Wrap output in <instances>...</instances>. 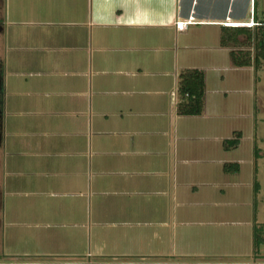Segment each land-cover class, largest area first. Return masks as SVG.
<instances>
[{
  "label": "crops",
  "instance_id": "1",
  "mask_svg": "<svg viewBox=\"0 0 264 264\" xmlns=\"http://www.w3.org/2000/svg\"><path fill=\"white\" fill-rule=\"evenodd\" d=\"M6 13L12 16V24L22 27L14 37L16 48L35 52L11 59L19 67L15 73L18 77H25L24 70L28 67L36 70L31 83L20 82L21 88L31 90L23 91L28 100L19 101L17 106L21 115L38 118L31 123L34 128L31 134L25 131L28 127L23 122L20 125L23 130L17 135L26 145L29 141L24 138H33L36 150L33 165L43 177L35 184L39 195L49 190L60 197L53 212L55 226L69 224L78 234L89 226L91 233L92 227L95 228L97 248L100 252L108 248L110 256L158 259L174 257L178 243L184 245L187 238L197 240L207 236L204 227L225 223L226 215L219 216L211 209L231 199V177L239 171L240 164L224 162L222 174L214 179L208 166L214 163L210 159L214 142H207L206 148L185 158L178 153L177 146L171 154L160 151L155 140L138 139L145 131L140 130L142 123L136 117L139 113L146 115V111L136 109V104H145L136 98L139 92L153 93V86L140 78L145 74L139 63L169 60L162 56L169 50L175 51L179 60V51L185 50L194 53L193 60L212 64L218 61L225 70L244 68L233 66L231 50L246 47L223 45L222 38L235 27L254 28L264 22V0H0L3 88L4 60H10L5 57ZM184 20L191 23L185 30H179L176 23ZM251 21L254 25L248 24ZM237 39L241 44L246 38L240 34ZM186 69L204 72L203 114L208 107V71L198 67ZM111 74L115 78L108 80L109 86L114 87V93L127 98L117 101L113 106L117 110L106 113L94 105L93 97L105 92L102 78ZM178 77L179 74V93ZM222 80L225 82V77ZM125 114L132 117L131 125L121 123ZM112 115L113 128L119 132L108 133L105 121ZM235 132H241L240 144L242 131H233L232 135ZM110 135L114 137L111 140L107 138ZM2 136L1 193L3 105ZM79 136L86 138L81 152L74 149ZM230 139H223L225 152L234 149L226 147L225 142ZM192 163L199 169L196 180L191 181L190 177L185 178L184 170ZM233 164L239 169H234ZM66 199H72L69 203L79 209L90 205V217L83 218L81 209L67 211L71 206H65ZM65 220L70 222L63 223Z\"/></svg>",
  "mask_w": 264,
  "mask_h": 264
},
{
  "label": "rangeland",
  "instance_id": "2",
  "mask_svg": "<svg viewBox=\"0 0 264 264\" xmlns=\"http://www.w3.org/2000/svg\"><path fill=\"white\" fill-rule=\"evenodd\" d=\"M12 19V16L6 13L5 57L10 60H4L3 65L4 166L0 264L264 263V61L259 70L251 67L225 70L218 61L212 64L205 60H193L194 53L185 50L179 51L180 58L176 60V52L169 50L162 55L169 60H148L147 63H139L145 74L140 78L153 86V93L142 95V92H139L141 95H137L136 100H143L145 104H136V109L146 111V115L141 116L139 113L136 117L142 123L140 130L145 131L143 137L138 135L137 138H149L159 142V150L166 153L172 154L177 146L178 153L183 154L185 158H191L202 148H206L207 142H214L211 144L210 153V159L214 163L208 164L210 171L214 172L211 176L215 179L214 176L222 174L224 162H238L240 169L231 177V199L227 200V204L211 209L219 216L226 215L223 225H208L202 229L207 236L197 240L187 238L182 246L178 243L174 257L157 259L143 256L126 259L110 256L111 251L109 252L108 248L100 252L97 248L96 229L93 227L92 233L89 226L83 233L78 234L73 226H68L69 224L55 226L53 212L57 210L54 208L59 206L57 199L60 197L54 196L49 190L39 195L35 184L43 180V177L33 165L36 158V150L32 146L33 138H24L29 141L26 145L23 138L17 135L23 122L28 127L25 131L31 134L34 130L31 123L38 118L37 115H21V109L17 106L19 101L28 100V97L22 94L23 91L31 90L21 88L20 82L28 80L31 83L36 70L34 67H28L24 70L26 76L18 77L15 73L19 71V67L16 60H11L18 54L31 55L35 52L16 48L14 37L22 27L12 24ZM38 32L40 30H37ZM189 67L206 69L209 75L208 107L202 115L194 117L179 116L177 110L175 111L176 97L180 96L177 92V75ZM222 77H225V82ZM114 78L115 75L112 74L103 77L105 92L93 97L94 105L102 107V111L106 113L117 110L116 106L113 107L117 101L127 98L114 93V87L109 86L108 80ZM129 112L126 110L127 114ZM127 114L121 123L131 125L132 117ZM60 116L61 119L64 118V115ZM114 120L112 115L109 121H105L108 133L119 132L113 128ZM233 131H242L241 142L237 149L225 152L222 149L223 139L234 138ZM107 138L111 140L114 137L110 135ZM208 138L210 139L207 141ZM76 140L77 148L74 149L81 152L86 138L79 136ZM198 169L196 163L186 166L185 178L196 180ZM66 200L65 206H71L69 210L66 207L67 211L81 209L83 218L90 217V205L87 208L80 206L79 209V206L70 204L72 199ZM106 206L107 204H104V207ZM217 220L220 222V219ZM106 231L108 230H103Z\"/></svg>",
  "mask_w": 264,
  "mask_h": 264
},
{
  "label": "trees",
  "instance_id": "3",
  "mask_svg": "<svg viewBox=\"0 0 264 264\" xmlns=\"http://www.w3.org/2000/svg\"><path fill=\"white\" fill-rule=\"evenodd\" d=\"M245 35V41L241 44L237 36ZM223 45L233 47L245 46L246 48H233L231 50V61L234 67H253L259 70L264 61V22H259L254 28L235 27L232 33L222 38ZM179 102L177 112L180 115H200L204 110L205 97V75L199 69H186L178 77ZM241 132H235L234 138L225 142L226 147L236 148L239 144ZM238 170L239 166L233 164ZM257 183V182H256ZM255 183V191L257 184Z\"/></svg>",
  "mask_w": 264,
  "mask_h": 264
},
{
  "label": "water",
  "instance_id": "4",
  "mask_svg": "<svg viewBox=\"0 0 264 264\" xmlns=\"http://www.w3.org/2000/svg\"><path fill=\"white\" fill-rule=\"evenodd\" d=\"M22 264H211V263H139V262H113V263H22ZM213 264H264V263H213Z\"/></svg>",
  "mask_w": 264,
  "mask_h": 264
},
{
  "label": "flooded vegetation",
  "instance_id": "5",
  "mask_svg": "<svg viewBox=\"0 0 264 264\" xmlns=\"http://www.w3.org/2000/svg\"><path fill=\"white\" fill-rule=\"evenodd\" d=\"M2 94H3V85H2V75H1V70H0V146L2 145V105H3V99H2ZM2 207V193L0 192V210Z\"/></svg>",
  "mask_w": 264,
  "mask_h": 264
},
{
  "label": "built area",
  "instance_id": "6",
  "mask_svg": "<svg viewBox=\"0 0 264 264\" xmlns=\"http://www.w3.org/2000/svg\"><path fill=\"white\" fill-rule=\"evenodd\" d=\"M190 23H191L190 20L179 21L176 23V26L179 30H185ZM248 24L254 25V22L251 21Z\"/></svg>",
  "mask_w": 264,
  "mask_h": 264
}]
</instances>
